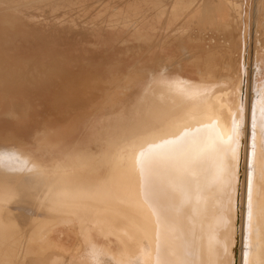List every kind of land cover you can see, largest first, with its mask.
Listing matches in <instances>:
<instances>
[{
	"label": "bare ground",
	"instance_id": "1",
	"mask_svg": "<svg viewBox=\"0 0 264 264\" xmlns=\"http://www.w3.org/2000/svg\"><path fill=\"white\" fill-rule=\"evenodd\" d=\"M254 1V71L248 81L251 0L247 9L243 0H0L3 31L15 23L40 34L80 31L91 36L86 43L99 48L95 54L102 62H130L125 72L101 81L82 65L63 72L61 65L70 60H59L61 53L16 67L0 55L3 94L7 83L29 77L33 85L46 74L68 77L58 99L81 98L94 80L113 85L104 92L105 120L89 140L62 147L41 134L35 150L0 143L14 146L35 167L28 172L15 159L0 162V264H95L93 244L113 264H264V0ZM142 78L141 89L127 97ZM234 119L241 124L236 159L230 150L207 152L186 175L177 157L172 169L158 173L167 211H154L144 200L129 146L141 139L160 143L185 127L208 144L227 140ZM170 148L162 145L160 151ZM25 186L36 191L33 199L22 198ZM61 220L71 221L73 255L50 237ZM93 233L113 245L95 243Z\"/></svg>",
	"mask_w": 264,
	"mask_h": 264
},
{
	"label": "rangeland",
	"instance_id": "2",
	"mask_svg": "<svg viewBox=\"0 0 264 264\" xmlns=\"http://www.w3.org/2000/svg\"><path fill=\"white\" fill-rule=\"evenodd\" d=\"M243 1H246L245 8L247 9L249 7L247 4L249 0ZM253 2L255 1L251 0V11L249 12L251 20L250 26L247 27L250 33L247 63L248 81L254 71L251 63V50L252 45H254ZM12 22L14 24V21ZM12 22L9 21L7 23L12 24ZM15 24L8 31H3V28L0 27V55L14 67L20 65L22 60L36 58L37 61L42 62L44 60L46 62L48 59H44L45 57L61 53L62 57H59V60L63 62L70 60V62L61 65L64 68L63 72L67 70L72 73L77 71L82 65L81 67L97 73L100 80L104 81L109 79L116 71L125 72L130 65V62L125 61L121 64L115 63V66H110L108 62H102L99 56L95 54L99 48L88 46L86 41H89L88 39H91V36L86 33L84 34V32L40 34L23 27L22 23ZM67 74L69 75V72ZM59 77L61 76L56 77L46 74L45 78L35 83L36 85H30L26 82L31 80L29 77L20 79L16 83H7L6 88L9 92L5 94L0 93V129H2L0 131V143L16 142L21 144V149L29 148L35 150L36 139L41 134L58 139L62 147L80 144L94 136L95 130L105 120L104 92H110L113 85H100L97 84L98 81L94 80V82L90 83L92 90L88 93L86 92L81 98L67 97L65 99H58L56 95L58 94L59 87L68 80L64 79L66 74L61 77L62 79L60 78L61 80ZM144 81L145 78L134 81L127 97L135 95L143 86ZM93 84L99 85L98 88ZM120 88L121 90L125 89L123 85H120ZM0 90H2L1 87ZM249 102L250 96L248 94L246 97V104H248L246 105V111H248L250 106ZM245 115L246 119L243 129L246 138V130H248L246 123L247 112H245ZM58 151L56 150L55 152ZM40 154L42 157H47L45 153L40 152ZM242 166L244 167L243 163ZM50 237L57 246L73 255L76 237L71 229L70 220H61L55 223L51 228ZM91 237L97 244H112L111 240L102 238L97 233H93Z\"/></svg>",
	"mask_w": 264,
	"mask_h": 264
},
{
	"label": "snow or ice",
	"instance_id": "3",
	"mask_svg": "<svg viewBox=\"0 0 264 264\" xmlns=\"http://www.w3.org/2000/svg\"><path fill=\"white\" fill-rule=\"evenodd\" d=\"M261 101V121L259 125V132L262 142V148H264V92L260 94ZM243 109L241 108V114ZM256 121L253 117L252 124V136L253 141L256 137ZM241 124L235 119L232 122V127L228 133L227 140L223 137H218L211 144L206 143L194 136V134L184 128L183 131L177 136H173L171 139H160V143H156L154 139H141L139 142L131 144L130 151L132 153L133 162L140 170L142 177V190L145 202L153 208L154 211L159 213H165L167 209L161 203L162 196L165 190L163 180L158 173L172 169L177 157L183 160V170L187 175L190 170L196 165L198 159L206 154L216 150L223 149L225 151L230 150L232 153L231 160L234 161L237 155L238 136L240 132ZM200 130L198 129L197 132ZM162 145L171 146L170 151L167 153H161L160 149ZM227 145V148L224 146ZM255 148V142L252 145ZM24 154L16 149L14 146L3 145L0 146V162L6 159H15L20 169L28 172L35 171V167H29L31 160L28 158H21ZM251 168V163H249ZM181 195H184L183 188L179 189ZM249 193V205H248V218L251 223L252 220V203H251V172L249 173L248 182ZM37 195L36 191L30 186H25L22 189V198L31 200ZM251 251V249H249ZM102 251L98 250L93 244L90 246V256L95 264H99V257L102 255ZM105 255V259L102 264H113L111 258ZM130 264H139V261H131Z\"/></svg>",
	"mask_w": 264,
	"mask_h": 264
}]
</instances>
